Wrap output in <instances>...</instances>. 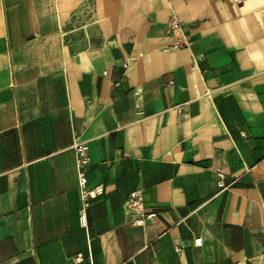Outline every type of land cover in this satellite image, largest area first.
<instances>
[{"label": "crops", "instance_id": "crops-1", "mask_svg": "<svg viewBox=\"0 0 264 264\" xmlns=\"http://www.w3.org/2000/svg\"><path fill=\"white\" fill-rule=\"evenodd\" d=\"M0 264H264V0H0Z\"/></svg>", "mask_w": 264, "mask_h": 264}, {"label": "built area", "instance_id": "built-area-1", "mask_svg": "<svg viewBox=\"0 0 264 264\" xmlns=\"http://www.w3.org/2000/svg\"><path fill=\"white\" fill-rule=\"evenodd\" d=\"M75 150V167L76 176L78 178L77 192H79L80 201V218L85 219L86 210L88 206V200L93 199L100 194V188L95 186L94 188H88L87 177L85 176V169L89 166L90 161L87 156V147L85 144H77ZM221 186V182L219 183ZM124 211L129 218L131 224L137 227L144 226V221L147 219H153L156 217L155 213L147 212L143 206V193L140 190H132L127 200L125 201ZM194 244L196 246L201 245V239H195Z\"/></svg>", "mask_w": 264, "mask_h": 264}, {"label": "rangeland", "instance_id": "rangeland-1", "mask_svg": "<svg viewBox=\"0 0 264 264\" xmlns=\"http://www.w3.org/2000/svg\"><path fill=\"white\" fill-rule=\"evenodd\" d=\"M243 2V0H240V3H242ZM261 2V1H260Z\"/></svg>", "mask_w": 264, "mask_h": 264}]
</instances>
